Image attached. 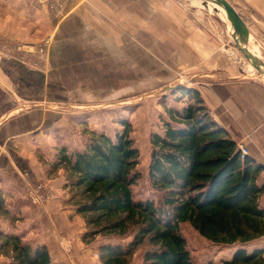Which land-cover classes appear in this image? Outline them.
Listing matches in <instances>:
<instances>
[{"label": "crops", "instance_id": "1", "mask_svg": "<svg viewBox=\"0 0 264 264\" xmlns=\"http://www.w3.org/2000/svg\"><path fill=\"white\" fill-rule=\"evenodd\" d=\"M227 1L249 30L248 48L264 61V0ZM5 2L35 25L32 39L40 29L50 36L45 45H29L37 56L0 57V193L7 210L0 214V230L45 244L58 264H98L96 244L81 241L84 219L69 201L66 172L61 167L50 175L45 171L58 156L59 131L66 123L50 103L94 100L110 83L112 90H121L125 74L133 72L130 64L125 69L124 52L138 51L141 44L162 50L165 59L169 55L214 120L264 165V81L241 67L230 45L173 0H66L48 17L28 0ZM45 47L47 59L39 53ZM35 179H45L53 190L42 206L26 198L27 182ZM263 199L264 194L262 206ZM59 236L71 239L70 255L61 249Z\"/></svg>", "mask_w": 264, "mask_h": 264}, {"label": "trees", "instance_id": "2", "mask_svg": "<svg viewBox=\"0 0 264 264\" xmlns=\"http://www.w3.org/2000/svg\"><path fill=\"white\" fill-rule=\"evenodd\" d=\"M167 105L162 132L150 135L147 182L155 197L134 190L143 174L137 170L139 150L128 122L110 136L97 130L71 153L59 148L51 171L66 172L69 201L84 219L81 241L96 244L98 264H129L145 246L140 264H264V165L217 123L196 89H182ZM184 95L190 99L183 100ZM6 211L0 193V212ZM188 222L217 247L230 246V256L196 261L180 232ZM128 238L112 242V238ZM1 264H58L45 244L24 241L0 230Z\"/></svg>", "mask_w": 264, "mask_h": 264}, {"label": "rangeland", "instance_id": "3", "mask_svg": "<svg viewBox=\"0 0 264 264\" xmlns=\"http://www.w3.org/2000/svg\"><path fill=\"white\" fill-rule=\"evenodd\" d=\"M28 1L32 5L41 6L47 14V17L54 14L46 5L36 3L32 0ZM173 2H175L180 10L193 17V20L201 28L209 32L210 30L213 31L215 36L219 38L220 43L224 42L226 45H230V48H232L230 51V53L232 52L231 56L234 55L237 57L236 60L239 65L243 68L246 67L252 76L264 81V78L253 69L242 53L234 46L231 31L227 27L225 19L214 10L213 6L209 7L208 4L207 6H200L198 8L199 6L191 4L189 0H173ZM233 5L238 6L237 3ZM11 7L14 6L6 3L5 0H0V57L15 56L22 59L24 53H35L37 56L35 50H27L30 48L29 45L35 42L41 43V41L42 43L44 41L43 44L45 45L50 35L42 32L44 29H40L39 37L32 39L30 35L32 36L35 33V25L31 23V20H27L25 16H19ZM9 33H13L12 35L14 37L10 36ZM43 33L45 35L42 36ZM144 46L146 47V45ZM144 46L141 44L138 51L124 52L125 69L126 65L130 64L129 69L133 72L125 74L121 90H112L114 84L110 83L108 84L107 91L101 92L99 98L96 99L94 97V100L91 99L92 101L77 102L76 104L58 102L50 103V105L54 106L61 115H64L63 120L66 123L59 131L61 144L59 148L64 146L67 153L77 150L79 146L82 149L90 138L91 130H97L113 136L115 132L122 128L121 122L123 120L128 122L131 129L130 135L139 150V162L136 168L143 174L142 179L134 187V190L137 196L146 198L157 195L147 182V165L151 148L150 135L153 132H162V120L167 117L165 107L167 105L180 107L183 102L177 100L176 96L183 92V88L193 89V83L184 72L180 71L178 66L171 65L172 62L170 61L169 55L168 59H165L163 58L164 52L162 50L153 52ZM3 49L8 50L5 51ZM47 52L48 49L46 50L45 47L40 49L39 53H41L43 58L47 59ZM168 53L170 54V52ZM132 54L134 55L133 57H131ZM46 62L48 61L46 60ZM48 66L46 64L42 68ZM187 99H190V96L184 95L183 100ZM56 160L57 158L52 163ZM52 163L48 164L45 170L49 175L53 173L50 168ZM35 180L44 181L49 185L52 198L53 190L50 184L45 179ZM28 202L30 201L28 200ZM179 227L180 232L186 239L187 247L196 261L203 262L208 259L218 261L221 258L230 256L233 246L217 247L199 235L188 222L180 223ZM128 238L120 239L117 237L110 239V241L125 242ZM105 240L104 237L98 236L93 245L104 242ZM258 242L264 244V236L260 237ZM144 248L145 246H141L136 250L129 264L141 263ZM0 257H3L2 263H6L9 260L8 256L0 255Z\"/></svg>", "mask_w": 264, "mask_h": 264}, {"label": "water", "instance_id": "4", "mask_svg": "<svg viewBox=\"0 0 264 264\" xmlns=\"http://www.w3.org/2000/svg\"><path fill=\"white\" fill-rule=\"evenodd\" d=\"M201 2L204 6H207L208 3L211 2L224 9L227 14V20L231 26V37L233 38L234 46L253 66L254 70L264 78V61L248 48V42L251 39V35L245 22L235 8L227 0H201Z\"/></svg>", "mask_w": 264, "mask_h": 264}, {"label": "built area", "instance_id": "5", "mask_svg": "<svg viewBox=\"0 0 264 264\" xmlns=\"http://www.w3.org/2000/svg\"><path fill=\"white\" fill-rule=\"evenodd\" d=\"M32 1L39 4H44L49 8L50 11L54 13H59L61 11V8L63 7L65 0H32ZM3 50L7 51L8 49H3ZM238 146L242 153H247V149L243 144L239 143ZM26 197L30 201V203L42 206L45 205L51 198V189L49 185L46 184V182L44 181L30 180L26 187ZM58 242L61 249L66 254L70 255L72 251L71 239L66 238L65 236H59Z\"/></svg>", "mask_w": 264, "mask_h": 264}, {"label": "bare ground", "instance_id": "6", "mask_svg": "<svg viewBox=\"0 0 264 264\" xmlns=\"http://www.w3.org/2000/svg\"><path fill=\"white\" fill-rule=\"evenodd\" d=\"M189 2L191 4H194L196 6H199L198 8H200V6H204V4L201 2V0H189ZM209 4V7L210 6H213L214 7V10L217 11L219 14H221L223 16V18L225 19L226 23H227V27L229 28V30L231 31V26H230V23L229 21L227 20V14L226 12L224 11V9L220 6H217L216 4H213L211 2L208 3ZM216 8V9H215ZM258 54V53H257ZM249 63V62H248ZM250 64V63H249ZM251 65V64H250ZM249 65V66H250ZM252 66V65H251ZM250 66V67H251ZM253 67V66H252ZM254 69V68H253Z\"/></svg>", "mask_w": 264, "mask_h": 264}]
</instances>
